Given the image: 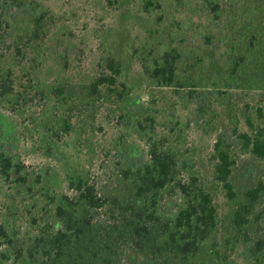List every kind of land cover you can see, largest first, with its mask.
Segmentation results:
<instances>
[{
  "label": "rangeland",
  "instance_id": "obj_1",
  "mask_svg": "<svg viewBox=\"0 0 264 264\" xmlns=\"http://www.w3.org/2000/svg\"><path fill=\"white\" fill-rule=\"evenodd\" d=\"M20 1L25 7L0 0V151L21 167L8 180L0 173V226L25 247L22 264H255L252 248L264 246V158L239 136L264 131V0H152L149 10L147 0ZM167 62L174 82L162 86L152 74ZM109 76L114 86L94 88ZM138 122L168 140L189 170L183 175L195 174L211 196L216 226L194 257L163 230L184 207L174 188L161 200L160 222L138 240L129 214L91 209L70 188L71 177L82 178L101 196L139 206L122 173L148 160ZM217 144L234 161V200L216 180ZM257 188L238 230L235 213ZM58 231L81 250L58 253ZM3 242L0 264H16L2 259Z\"/></svg>",
  "mask_w": 264,
  "mask_h": 264
},
{
  "label": "trees",
  "instance_id": "obj_2",
  "mask_svg": "<svg viewBox=\"0 0 264 264\" xmlns=\"http://www.w3.org/2000/svg\"><path fill=\"white\" fill-rule=\"evenodd\" d=\"M15 5L22 8L25 4L20 0H13ZM152 0H147L145 9L149 10L153 6ZM35 2L28 3L27 6L37 8ZM176 68L168 63L165 67L158 66L153 70L152 77L157 79V83L162 86H171L174 82ZM11 76V75H10ZM116 78L102 77L95 84L96 89L100 85L114 86ZM5 88V89H4ZM1 96L9 95V89L6 83L1 86ZM147 122L155 123L154 118H148ZM138 122L133 129L142 133L146 131V127ZM250 126L253 128L252 124ZM156 132L153 125L150 127ZM254 136L249 133L241 134L239 137L243 141V147L258 158H264V131L255 132ZM147 137L146 148L148 160L143 166H135L123 170V175L128 179L136 189V197L141 200L139 206L123 205L119 197L106 198L97 192L96 185L82 178L69 179L70 188L76 192L79 199L83 201L91 209L100 210L106 206H112L114 211L120 214H129L131 221H128L133 226L132 235L135 239L143 237L151 231L152 227L160 222L159 205L164 198L167 189L172 187L179 191L184 197V207L172 219L165 222L163 230L168 232L173 243H177V250L182 256H196L199 252L200 242L207 240L209 234L216 226V210L213 205L210 194L205 192L199 186L198 177L195 174L183 175L187 166L185 163L181 165L176 151L169 146V142L165 137H156L153 132H145ZM217 165H216V180L222 184L223 189L227 192V196L234 200L236 194L230 183V176L234 161L231 159L229 150H223L220 144L216 146ZM0 173L5 179H9L12 173L21 174V167L15 164L14 158L0 151ZM260 189H254L245 193V202L241 209L235 213L233 224L240 230L248 223V215L253 208L254 203L258 200ZM63 199L68 202V197L63 196ZM66 210L60 204L57 208L58 217L66 221L67 229H72L69 226L72 223L70 217L67 216ZM127 220V218H124ZM75 229L80 232L79 228ZM77 237L79 235H76ZM0 237L4 240L6 250L1 252V257L5 261L13 260L16 264H22L26 252L23 244H20L19 238L12 236L6 228L0 226ZM53 242L58 244L56 249L58 253L64 256L71 257L74 249L73 240L75 236L67 232L58 231L52 232ZM62 244V245H61ZM2 243H0V246ZM253 261L255 264H264V246L261 242H256L252 248ZM81 256V254L78 253ZM39 264H54L40 262ZM60 264H65L60 262Z\"/></svg>",
  "mask_w": 264,
  "mask_h": 264
}]
</instances>
